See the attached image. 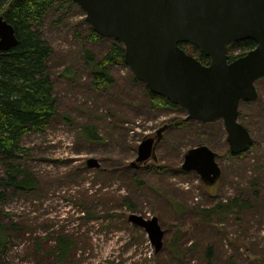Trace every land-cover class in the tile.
I'll use <instances>...</instances> for the list:
<instances>
[{
	"label": "rangeland",
	"instance_id": "obj_1",
	"mask_svg": "<svg viewBox=\"0 0 264 264\" xmlns=\"http://www.w3.org/2000/svg\"><path fill=\"white\" fill-rule=\"evenodd\" d=\"M85 16L78 3H70L48 11L40 25L53 46L48 63L57 112L45 131L21 139L29 150L20 151L17 161L41 185L7 189L0 204V264H62L48 253L60 231L77 236L76 250L63 264H211L209 247L213 264H264V78L257 80L259 96L239 104V120L254 141L242 154L230 155L223 119L171 124L187 110L179 104L152 108L147 84L135 80L127 63L111 65L108 88L95 87L82 45L100 56L112 38L89 40ZM164 123L155 157L131 165L139 142ZM89 124L96 125L99 138L79 133ZM171 133L179 145L168 142ZM202 133L221 153V175L210 185L196 170L181 167L185 152L202 140L191 135ZM89 156L98 157L100 166H88ZM126 198L134 208L124 204ZM233 198L232 206L217 207ZM131 211L158 216L165 228L159 251L128 219Z\"/></svg>",
	"mask_w": 264,
	"mask_h": 264
},
{
	"label": "water",
	"instance_id": "obj_2",
	"mask_svg": "<svg viewBox=\"0 0 264 264\" xmlns=\"http://www.w3.org/2000/svg\"><path fill=\"white\" fill-rule=\"evenodd\" d=\"M85 19L103 36L120 40L124 60L151 91L187 110L186 117L202 121L223 119L232 153L246 151L254 141L239 120L242 100L259 96L256 84L264 78V0H74ZM252 38L256 45L231 59L230 44ZM198 46L210 61L203 62L180 45ZM14 26L0 14V50L17 44ZM167 123L138 144L131 165L155 157V148ZM221 153L206 143L185 152L184 170H196L204 183L221 175ZM96 156L87 165L98 167ZM128 219L142 227L159 251L165 228L157 215L136 211Z\"/></svg>",
	"mask_w": 264,
	"mask_h": 264
},
{
	"label": "trees",
	"instance_id": "obj_3",
	"mask_svg": "<svg viewBox=\"0 0 264 264\" xmlns=\"http://www.w3.org/2000/svg\"><path fill=\"white\" fill-rule=\"evenodd\" d=\"M70 3L75 5L76 1L0 0V14H3L14 26L18 38L17 44L8 49L0 50V164L3 167V172L0 173V204L6 197L9 188L30 191L41 185V179L32 175L27 168H24L17 161V157L20 151L28 152L29 150L28 147L21 144L22 137L34 131H45L57 112V101L54 96L55 81L48 63L53 53V46L47 38L43 37L40 25L48 11L56 6L60 8L70 7ZM88 28L87 38L89 40L100 41L103 38H110L95 31L91 25ZM111 38L110 45L100 56L93 55L85 44L82 45L83 57L90 69L89 78L95 87L108 88L114 81L110 69L111 65L126 63L123 43L114 37ZM180 45L203 62L210 58L198 46L190 42L182 41ZM255 45L256 41L252 38L232 42L230 44V49H232L230 50L231 59L245 53ZM133 76L135 80H140L134 74ZM145 86L151 99L150 106L152 108L178 106L174 101L151 91L147 85ZM140 104L143 105V102ZM66 117L71 120L68 115ZM186 121L188 119L185 116L178 120L173 119L170 122L173 125H184ZM95 126V124H89L88 127L83 125L79 133L90 140L99 138L100 135H98ZM168 136H170L168 142L173 139L171 144H180L177 138H173L172 133ZM198 136L202 140L198 141L197 144L204 141L209 142L206 133L191 135V139L195 140ZM229 154L236 155L231 151H229ZM234 203L235 198L227 204L219 201L217 207L226 208V206L230 207ZM124 204L131 208L135 207L133 201L129 198L124 199ZM205 210L211 213L213 208ZM1 212L2 209L0 208ZM61 232H58L55 243L48 250V253H53L55 258L63 264L65 260H69L72 251L76 250L74 243H76L77 236L73 237V235ZM4 245L5 241L0 234L1 252L5 249ZM212 256L213 248L209 247L208 257L211 264H213ZM69 262H74V259Z\"/></svg>",
	"mask_w": 264,
	"mask_h": 264
},
{
	"label": "flooded vegetation",
	"instance_id": "obj_4",
	"mask_svg": "<svg viewBox=\"0 0 264 264\" xmlns=\"http://www.w3.org/2000/svg\"><path fill=\"white\" fill-rule=\"evenodd\" d=\"M241 55V54H240ZM210 61V59H208L206 62L208 63ZM256 84H257V81H256ZM258 86V85H257ZM156 131V130H155Z\"/></svg>",
	"mask_w": 264,
	"mask_h": 264
}]
</instances>
